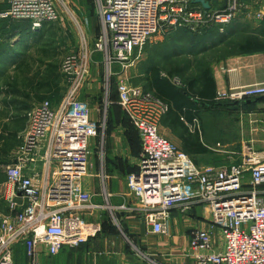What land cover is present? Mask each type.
I'll list each match as a JSON object with an SVG mask.
<instances>
[{
    "label": "built area",
    "instance_id": "2783aa9c",
    "mask_svg": "<svg viewBox=\"0 0 264 264\" xmlns=\"http://www.w3.org/2000/svg\"><path fill=\"white\" fill-rule=\"evenodd\" d=\"M95 1L102 20L97 47L109 62H124L165 25L230 22L241 0H227L219 8L208 0V10L191 0ZM1 4L0 17L29 22L33 28L58 15L55 0H0ZM82 62L77 54L64 58L68 88L62 103L53 107L43 100L33 106L22 146L25 156L4 168L7 210L0 212V264H15L16 244L22 245L28 264H39L41 253L56 255L98 230L97 224L81 217L83 211L103 207L92 202L83 185L89 134L80 117L66 120L84 74ZM117 90L118 104L137 130L140 152L136 168L126 176L127 198L118 205L107 203V208L140 218L154 234L166 232L173 209L188 214L198 208L211 227L219 228L223 248L214 250L211 230H191L194 264H264V152L248 143L238 162L201 166L160 135V120L168 112L165 102L125 82ZM229 92L217 91L215 100L263 97L264 81L231 87Z\"/></svg>",
    "mask_w": 264,
    "mask_h": 264
},
{
    "label": "rangeland",
    "instance_id": "374dc122",
    "mask_svg": "<svg viewBox=\"0 0 264 264\" xmlns=\"http://www.w3.org/2000/svg\"><path fill=\"white\" fill-rule=\"evenodd\" d=\"M225 1L227 2V0H220L221 3L219 4L216 3L218 0H210L213 8L224 7ZM2 5H0V10L4 7ZM54 8L58 14L57 18L43 23L31 39L28 36L25 37V42H20V46L15 49L16 54L14 53L4 60L5 57L3 56L9 52L11 46L7 52L4 51V55L0 54V212L7 210L4 200L6 194L4 168L7 164L23 157V154L25 156V150L22 146L28 113L33 106L43 100H49L53 107H58L64 99L68 88V77L62 70V62L67 55L77 54L83 59L84 74L71 101L72 104L66 111V120L71 123L73 117H80L89 134L87 137V169L91 162L96 171L101 172L102 170L103 172L104 163L109 159L107 151L110 149L111 138L109 136L114 125L126 124L138 137L137 130L131 124L123 108L118 104L117 89L120 82L145 89L149 87L148 69L157 66L161 69L163 76L167 74L168 70L179 69L180 71L174 73L177 75L170 76L169 81L174 86L182 88L190 76L200 73L201 66H203L201 64L210 68L209 65L212 60L221 56L225 50H234L236 45L246 38L257 36L264 39V1L241 0L239 10L234 14L235 16L233 15L235 18L226 24L212 21L205 25H199V27L198 25L186 27L188 31L181 29L185 28L184 26L165 25L147 39L140 48H136L128 61L109 62L107 55L97 47L102 30V20L95 0H55ZM0 22L15 26V39L17 41L20 39L24 27L29 26V22L12 20L8 17H0ZM203 27L207 28L206 31L199 32ZM221 37H225V41L217 48L202 49L209 42L216 41ZM0 38L7 39L5 36ZM4 39H0V41H5ZM261 53L263 54V52ZM173 77H176V80H173ZM231 87L226 88L225 91L229 92ZM145 90L153 92L151 89ZM218 91L223 92V90ZM152 94L156 96L154 92ZM249 99L252 100L251 103L253 104L264 103V99L255 102H253L255 98ZM215 102L220 103L218 107L204 110L200 113L201 117L193 118L188 130L193 133L197 131L199 134V127L203 124L212 138H215V130L222 126V129L231 136L236 132L232 127V122L237 117L236 121L239 122L240 128L246 130L247 125L250 133L257 131L251 133L255 136L252 143L258 151L264 152V132L259 127L260 122L254 117L255 115L241 118L235 115V109H231L232 106L223 105V103L229 102L228 100H215ZM244 102L232 103L238 107ZM209 112L220 114L217 117L214 115L215 113ZM165 116L166 113L160 120L158 131L160 135L178 147L176 137L172 135H180L181 130L176 127L168 128L165 126ZM222 116L225 120L228 119L227 117L230 119L221 122ZM114 121H116L115 124ZM244 134L247 135V133ZM203 137L202 140L205 143L209 140L208 138H211L207 136L206 140ZM209 145L213 146V144ZM216 153L217 150L213 148L210 154L199 156L195 158V161L201 166L218 165L222 162H216ZM228 163L231 162L227 161L224 164ZM100 194L103 199L101 203L103 207L100 209H103L102 213L107 212V215H104L103 221H99V225L105 224L111 228L116 227L119 233L126 227L121 219L122 215L129 214L120 209L107 208V203L111 204L109 201L110 192L107 190L104 181ZM182 215L185 214L182 213ZM90 216L89 212L83 211L81 217L89 220ZM95 234L81 244L85 245L90 242ZM81 244L73 247L64 246L59 251L60 255H58L59 253L56 254L57 256H41L39 264H75V247H79ZM115 246L126 248L128 250L127 255L130 256L131 260L139 261L141 264H153L145 258L132 239L127 241L121 235L118 244ZM16 247L18 249L14 255L15 264H28V258L24 255L22 245L16 244L14 250ZM68 248L71 250H64ZM63 250L69 252L70 255L62 254Z\"/></svg>",
    "mask_w": 264,
    "mask_h": 264
},
{
    "label": "crops",
    "instance_id": "0c3cea01",
    "mask_svg": "<svg viewBox=\"0 0 264 264\" xmlns=\"http://www.w3.org/2000/svg\"><path fill=\"white\" fill-rule=\"evenodd\" d=\"M25 31L26 32L20 34V39L17 41V39H15V26L0 22V37L5 36V38H7H0L5 40L0 41V54L4 55L2 51L3 48L7 47L9 49V46H11V49H16L20 46V42H25V37L28 36V38L31 39L38 30L29 29L28 31L25 29ZM224 39L225 37H221L216 41L209 42L202 49L217 48L224 43ZM235 49V51L225 50L221 56L212 60L209 65L216 91L225 90L231 86H242L264 81V51L241 52L237 47H235ZM261 52H263V54ZM14 53V51H11L10 54L8 53L9 56H3L5 57L4 60L8 59L10 55ZM161 75L163 76L162 73ZM255 101L258 100H254L253 102ZM234 112L235 115L241 118L255 115L254 117L260 122L259 127L262 128L264 132V103L240 104ZM209 113H215L214 115H217V117L220 114L217 112ZM222 117L221 122H226L230 119V117H227L228 119L225 120L224 116ZM236 119L237 117L233 119V126L231 124L236 132L231 136L222 129V126L215 130V138H212L211 134L208 133L209 131L205 125L202 124V126L199 127L200 141L207 148L209 152L207 154H210L213 148L216 149L217 153L215 160L219 163L222 162L220 164H224L227 161H240L242 153L246 149L248 143H252L255 140L254 134L251 133H256L257 131L250 133L247 129V125L245 127L246 130L240 128L239 122H237ZM180 120L184 126H186L187 131L193 134V132L188 130L189 126L192 124V119L189 121L185 116L181 115ZM115 122L116 121H114V124ZM164 123L168 128L176 127L180 129L178 126L170 123L167 118H165ZM114 128H112V132L109 136L111 138L110 149L107 150L109 159L104 163L103 172L102 170L101 172L96 171L93 163L90 162L91 167L90 165L88 166L87 174L83 178V185L85 189L92 194V202L95 204H101L103 202L100 194L103 181L107 186V190L110 192V203L118 205L124 202L127 198L125 176L136 168L138 154L140 152L139 138L136 137L135 133L126 124H115ZM244 133H247V135ZM181 135L182 131L180 135L172 136L176 137L177 146L181 149H185L183 141L181 140ZM202 136H204L203 138L205 139L207 136L211 138H208L209 140L206 139L207 143H205L203 142L204 140H202ZM258 138L261 137L258 136ZM209 144H213V146ZM102 210L103 209L98 208L89 213L91 216L88 221L97 224L98 231L95 236L90 239V242L75 247V264H141L139 261L136 262L129 258L130 256L127 255L128 250L126 248L115 246L118 244L121 235L127 241L132 239L145 258L153 264H194L193 257L189 253V236L191 230L197 228L211 230L215 251H220L223 248V238L219 228L211 227L210 223L199 215L200 211L198 208H194L190 213L185 215H182L178 209H173L168 220L166 232L159 234L149 233L143 221L137 217L125 214L122 215L121 219L126 227L122 231L119 230L120 232L118 233L116 227L111 228L110 226H105V224L99 225V221H103V217L107 215V212L102 213ZM102 228L103 231H101ZM122 242L125 243L123 240ZM17 249L18 247L14 250V255ZM64 250L70 251L71 249L68 248ZM64 250L61 252L62 254L67 253L70 255L69 252H65ZM58 255H60V253ZM41 256L48 257L51 255L41 253L40 260Z\"/></svg>",
    "mask_w": 264,
    "mask_h": 264
},
{
    "label": "trees",
    "instance_id": "16d2710c",
    "mask_svg": "<svg viewBox=\"0 0 264 264\" xmlns=\"http://www.w3.org/2000/svg\"><path fill=\"white\" fill-rule=\"evenodd\" d=\"M191 6H193L191 4ZM199 27V26H198ZM29 31V26L24 27L22 32ZM184 31H188L186 28H181ZM207 28L203 27L199 32H205ZM203 34V33H202ZM23 45V44H21ZM238 50L241 52L250 51H264V39L256 37L246 38L244 41H240L237 45ZM204 50V49H203ZM4 51H8V48H3ZM15 52V49L9 50ZM5 54V56L8 55ZM200 73L194 76H190L188 80L183 84L182 88L174 86L169 78L179 69H171L167 71L166 76L161 75V69L157 66H152L148 69V86L145 89H151L155 95L163 102L169 105V110L166 113L165 118L170 123L178 126L181 131V140L185 149L184 152L189 154L194 160L199 156L209 153L207 148L201 143L198 132L189 133L186 126L180 120L181 115L185 116L189 121L195 117H200V113L204 110L215 109L220 103L215 102V84L210 70L206 65L201 64ZM260 99H264V96ZM247 104V103H243ZM224 106H233V103H223ZM232 109V108H231Z\"/></svg>",
    "mask_w": 264,
    "mask_h": 264
},
{
    "label": "water",
    "instance_id": "95a60500",
    "mask_svg": "<svg viewBox=\"0 0 264 264\" xmlns=\"http://www.w3.org/2000/svg\"><path fill=\"white\" fill-rule=\"evenodd\" d=\"M191 3H193V4H200L201 7L204 8V9H206V10L210 9V7H211V5H210V3H209L208 0H191ZM260 98L261 97L255 98V100H259ZM251 102H252L251 99L245 100V103H251ZM236 108H237V105L234 104L232 106V109H236Z\"/></svg>",
    "mask_w": 264,
    "mask_h": 264
},
{
    "label": "bare ground",
    "instance_id": "6f19581e",
    "mask_svg": "<svg viewBox=\"0 0 264 264\" xmlns=\"http://www.w3.org/2000/svg\"><path fill=\"white\" fill-rule=\"evenodd\" d=\"M29 28H30V29H33V30H38V29L40 28V26H39V25H36V27H35V28H33V27H32V25H31V24H29Z\"/></svg>",
    "mask_w": 264,
    "mask_h": 264
}]
</instances>
